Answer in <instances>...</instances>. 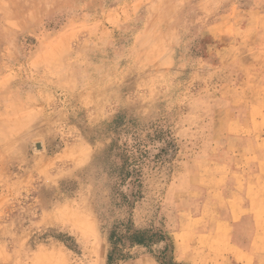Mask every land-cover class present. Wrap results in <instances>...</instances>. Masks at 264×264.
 <instances>
[{"label":"rangeland","instance_id":"374dc122","mask_svg":"<svg viewBox=\"0 0 264 264\" xmlns=\"http://www.w3.org/2000/svg\"><path fill=\"white\" fill-rule=\"evenodd\" d=\"M0 264H264V0H0Z\"/></svg>","mask_w":264,"mask_h":264},{"label":"trees","instance_id":"16d2710c","mask_svg":"<svg viewBox=\"0 0 264 264\" xmlns=\"http://www.w3.org/2000/svg\"><path fill=\"white\" fill-rule=\"evenodd\" d=\"M121 126V122L118 119L114 120V132L119 131V127ZM117 139H114V141ZM169 144L171 141L166 140ZM172 143V142H171ZM141 141H136L135 147L132 150H128L127 148L122 149V152L117 154V158L121 159L124 158L122 161V165L119 168H116L115 172H117V183L116 186L118 187V193L121 196L122 200L125 203H130L131 205L141 197L142 194V180H141V170L139 168L140 161L144 158L145 153L144 150L141 148ZM171 145V144H170ZM163 151V150H162ZM160 156V154H157ZM141 158V159H140ZM126 187L125 191L122 189ZM126 236L134 242V243H146L150 239L154 237V235L150 234V230H142V229H135L133 225L127 226ZM114 248H117L115 246ZM118 253V254H117ZM117 255L118 257H123L124 254L114 251V254H110L111 258Z\"/></svg>","mask_w":264,"mask_h":264}]
</instances>
